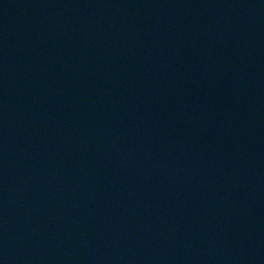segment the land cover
<instances>
[{
	"label": "water",
	"instance_id": "water-1",
	"mask_svg": "<svg viewBox=\"0 0 264 264\" xmlns=\"http://www.w3.org/2000/svg\"><path fill=\"white\" fill-rule=\"evenodd\" d=\"M0 264H264V0H0Z\"/></svg>",
	"mask_w": 264,
	"mask_h": 264
}]
</instances>
